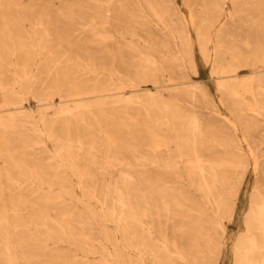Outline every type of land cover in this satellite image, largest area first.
I'll return each instance as SVG.
<instances>
[{
  "label": "bare ground",
  "instance_id": "bare-ground-1",
  "mask_svg": "<svg viewBox=\"0 0 264 264\" xmlns=\"http://www.w3.org/2000/svg\"><path fill=\"white\" fill-rule=\"evenodd\" d=\"M61 1L49 12L0 0V264H218L250 166L237 131L255 174L264 156V0H185L187 20L165 0ZM61 23L80 25L83 44ZM195 42L231 113L223 123L192 108L218 112L189 79ZM93 44L105 57L70 56ZM261 174L232 264H264Z\"/></svg>",
  "mask_w": 264,
  "mask_h": 264
},
{
  "label": "rangeland",
  "instance_id": "rangeland-1",
  "mask_svg": "<svg viewBox=\"0 0 264 264\" xmlns=\"http://www.w3.org/2000/svg\"><path fill=\"white\" fill-rule=\"evenodd\" d=\"M167 3H173L179 10V12L182 14L183 19L187 20L188 16H189V7L188 5L185 3V0H165ZM196 2L197 0H192V2ZM248 1V0H246ZM22 3H29V2H33L36 4H40L43 5V7L47 10V11H51L52 9H56L61 7V5H63L61 0H21ZM227 10H231V5L230 3L227 6ZM220 24V23H219ZM218 24V25H219ZM26 25V24H25ZM26 29L29 28V25L24 26ZM61 27L63 29H65L66 27V31L72 35L71 36V41L72 42H77L80 44H83V41H79L77 40V38H75V35L79 33V31H81V26L80 25H75L74 28H72V30L70 29L69 31V25L66 23H61ZM240 33V36L238 38L243 37V35H245L244 32H238ZM116 37L119 39H121V37L116 34ZM193 38H195V35L193 33ZM51 39L49 38L48 43H50ZM195 41V40H194ZM141 42H143V39H141ZM88 51L92 56L94 57H99V58H103L105 57V54L103 52H101V49L98 47V45L93 44L89 47L86 48H82V47H73L71 49V55L70 56H76V54L81 51ZM245 51H248L247 49H245ZM165 53L168 54L167 50H164ZM194 54H195V58L197 61V66H198V71L196 74H190V80L193 81L194 85H202L205 86L207 91L209 92L212 100L215 102L217 108H218V112H213L211 109L209 108H205V107H193L195 108L198 113L199 116L202 117H206L210 120L213 121H220L221 123H223V121L226 120L227 117H232L231 113L227 107V105L225 103L222 102V93L219 91L218 87H217V83H216V78L211 74V64L206 63L203 58L201 57V54L199 52V49L196 45V42L194 44ZM42 58H43V53L42 50H40V54L38 56H36L35 58V63L33 66V74L38 73L37 67L39 66V64L42 62ZM14 61L17 60V58L14 56L13 58ZM252 69L247 68V69H242L239 71V74H244L247 72H250ZM106 73V72H105ZM163 84H169L171 83L169 81V76L168 74H166L163 79ZM175 82H179V80L175 81ZM33 84L37 85L38 81L35 79L33 81ZM142 86L144 88H151L153 89V85L152 83L148 82L145 84H142ZM185 86V85H183ZM165 94L166 97H171V95L169 94L168 90H164L163 92ZM181 101L185 104H187L186 100L184 97L180 96ZM2 100L1 94H0V101ZM54 100H56V102H58L59 96L55 95L54 96ZM39 102L37 101V99L32 95V94H28L26 100H24V105H26L27 107L32 108L33 110H35L36 112V116L39 117V107H38ZM191 105V104H188ZM53 111L52 110H48V113L51 114ZM233 119V118H232ZM144 120L143 118H141V121ZM254 136H256L257 138L263 137L264 138V130H262L261 128L257 129L254 133ZM237 137L238 139H240V148L238 149V152L242 155V157L247 160L250 163V166L248 167V170L246 172L245 178H244V182L242 183L239 193L237 195L236 198H234L235 201V213H234V218L231 222L227 223L228 226V230H227V234L224 237V243H225V249L223 252V255H221L219 257V263L218 264H232V260L230 259V251L232 248V244L234 242V239L240 234V232H242L244 230V224H243V219H244V214L246 212V210H248L249 207V202H250V198H251V193H252V186L255 184L256 181L260 180L263 175L261 174V172H264V156L262 155L260 157V163H261V169L259 174H255L253 171V168L251 167V164L253 163V155L250 153L251 150L250 148L254 149V145H248L247 142H245L242 139V132L241 130L237 131ZM49 146L52 148V145L50 143V141H48ZM258 148L263 149L264 150V143L260 146H258ZM176 160V159H174ZM106 178H111L110 175H107ZM76 180V179H75ZM49 185L46 186V184L44 185V187L46 189L48 188ZM77 195L79 197H83V192L81 191V189L77 188ZM99 207V206H98ZM100 225H98V228L100 229ZM108 228L115 232L116 236H118V225L116 223H108ZM59 247L62 250L65 251H72L75 253H78L79 257L82 256V253L77 249V247H75L74 245H70L68 243H61L59 245ZM108 247L111 251H114V247L108 243ZM90 261H94L99 259L100 256L95 254V255H90L89 256Z\"/></svg>",
  "mask_w": 264,
  "mask_h": 264
}]
</instances>
